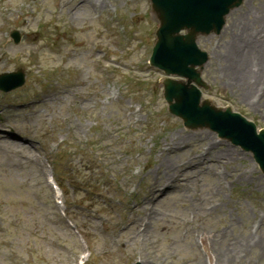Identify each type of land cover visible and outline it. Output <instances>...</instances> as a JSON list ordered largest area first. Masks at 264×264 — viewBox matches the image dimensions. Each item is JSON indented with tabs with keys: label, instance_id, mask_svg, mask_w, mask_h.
<instances>
[{
	"label": "bare ground",
	"instance_id": "6f19581e",
	"mask_svg": "<svg viewBox=\"0 0 264 264\" xmlns=\"http://www.w3.org/2000/svg\"><path fill=\"white\" fill-rule=\"evenodd\" d=\"M260 46H261L260 44H256L254 46H250L251 50L255 51V54H253L251 56L252 63L250 64V67H251L252 70L257 71L258 74L261 73V65H262L261 61H259V58H258L259 57ZM262 57H263V55H262ZM239 63H240L239 64V69H240V72L242 74H245V73L250 71V68H249L245 58H241ZM242 83H244V81H242Z\"/></svg>",
	"mask_w": 264,
	"mask_h": 264
},
{
	"label": "rangeland",
	"instance_id": "374dc122",
	"mask_svg": "<svg viewBox=\"0 0 264 264\" xmlns=\"http://www.w3.org/2000/svg\"><path fill=\"white\" fill-rule=\"evenodd\" d=\"M253 9V8H252ZM97 45H99L98 43H96L95 41H89V42H87L84 46H86L87 48H88V53H87V55H89L90 56V53H91V50L93 49V47L94 46H97ZM19 54V53H18ZM88 67H89V65H88ZM27 115L28 114H25V113H21V114H19V122H20V124H22V122L23 121H25V122H31V121H34V119H36V118H30V119H28V117H27ZM4 148V147H3ZM5 148H6V150L7 151H9V148L8 147H6L5 146ZM127 159L128 160H130V159H132L130 156L129 157H127ZM7 192V191H6ZM7 194H10V195H12V193L11 192H7ZM16 209H20L19 207H15V208H13V211H15ZM169 210V212L171 213V214H173V215H180L181 214V211L180 210H178V209H174V208H169L168 209ZM173 225H176V222H171ZM176 247H178V248H180V247H183V246H181V245H176Z\"/></svg>",
	"mask_w": 264,
	"mask_h": 264
}]
</instances>
